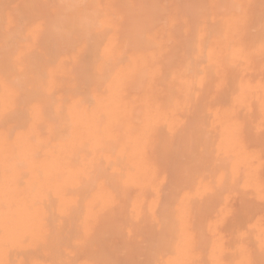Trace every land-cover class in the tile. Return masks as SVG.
Segmentation results:
<instances>
[{
    "label": "bare ground",
    "instance_id": "obj_1",
    "mask_svg": "<svg viewBox=\"0 0 264 264\" xmlns=\"http://www.w3.org/2000/svg\"><path fill=\"white\" fill-rule=\"evenodd\" d=\"M0 264H264V0H0Z\"/></svg>",
    "mask_w": 264,
    "mask_h": 264
}]
</instances>
